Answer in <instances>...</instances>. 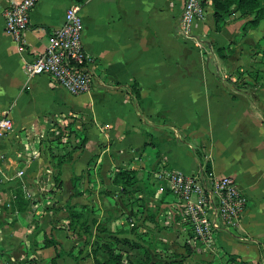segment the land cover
<instances>
[{
	"label": "crops",
	"instance_id": "0c3cea01",
	"mask_svg": "<svg viewBox=\"0 0 264 264\" xmlns=\"http://www.w3.org/2000/svg\"><path fill=\"white\" fill-rule=\"evenodd\" d=\"M11 1L0 0V117L13 124L0 137V264L104 262L99 246L112 235L153 260L264 264V19L243 31L249 18L232 12L216 30L212 0H202L199 51L177 35L182 0H38L19 53L4 30ZM71 3L92 59L91 88L78 94L22 65L45 49ZM160 166L232 176L247 197L238 223L211 247L193 241L168 211ZM119 169L136 172L127 193L113 183ZM18 187L23 210L12 209Z\"/></svg>",
	"mask_w": 264,
	"mask_h": 264
},
{
	"label": "built area",
	"instance_id": "2783aa9c",
	"mask_svg": "<svg viewBox=\"0 0 264 264\" xmlns=\"http://www.w3.org/2000/svg\"><path fill=\"white\" fill-rule=\"evenodd\" d=\"M37 1H11L2 11L4 30L12 37L19 53L27 49L25 33L29 27V13ZM205 16L202 0H182L177 35L192 42L199 51L205 48V43L194 30L203 23ZM82 29L80 4L71 3L65 11L63 24L49 33L45 49L23 60L24 72L28 76L47 74L73 94L89 91L92 59L83 47ZM12 128V120L7 115L1 116L0 137ZM23 173V169H19L16 175L21 177ZM155 177L167 187L169 213L180 215L190 228L192 240L203 245L211 247L219 230L236 225L247 204L246 195L229 175L184 173L160 166L155 170ZM129 221L130 226L135 225L132 218Z\"/></svg>",
	"mask_w": 264,
	"mask_h": 264
},
{
	"label": "trees",
	"instance_id": "16d2710c",
	"mask_svg": "<svg viewBox=\"0 0 264 264\" xmlns=\"http://www.w3.org/2000/svg\"><path fill=\"white\" fill-rule=\"evenodd\" d=\"M213 19L215 29H221L224 24L225 15L237 12L240 17L249 18L242 25V30L246 31L250 27H254L261 19H264V0H212ZM254 14V17L250 16ZM137 181L136 172L132 169H119L114 177L113 183L120 187L121 192L127 193L128 188L132 187ZM15 199L12 203V209L18 207L19 210L25 209L27 201L23 199L21 188L18 187L14 191ZM70 211V219L73 221H79L74 214ZM75 215V216H74ZM132 233H136L137 225L132 226ZM126 244L127 247L135 251V255L132 257L130 254L128 258V264H183L182 259H170V260H153L151 254L147 248L141 247L135 241H129L127 238H119L117 236H110L109 240L99 246L100 250L106 254L107 259L104 262H100L94 257V264H122L123 256L121 252H115V247L123 248ZM125 248V251H130ZM58 256L56 254L55 258ZM55 258L53 261H55Z\"/></svg>",
	"mask_w": 264,
	"mask_h": 264
},
{
	"label": "rangeland",
	"instance_id": "374dc122",
	"mask_svg": "<svg viewBox=\"0 0 264 264\" xmlns=\"http://www.w3.org/2000/svg\"><path fill=\"white\" fill-rule=\"evenodd\" d=\"M206 45H207V41H205V47H206ZM136 235V234H135ZM137 236H134V238H136ZM132 241H134V239H132ZM135 253V251L134 250H131L130 249V251L127 253V257L130 255V254H133V255H131L132 257L135 255L134 254ZM126 262H128V258H126ZM126 264H128V263H126Z\"/></svg>",
	"mask_w": 264,
	"mask_h": 264
}]
</instances>
